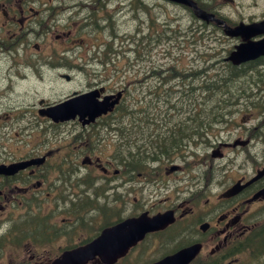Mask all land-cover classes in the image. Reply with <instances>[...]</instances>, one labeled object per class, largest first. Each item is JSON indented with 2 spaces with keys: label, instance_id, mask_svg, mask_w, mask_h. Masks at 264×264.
Returning a JSON list of instances; mask_svg holds the SVG:
<instances>
[{
  "label": "rangeland",
  "instance_id": "374dc122",
  "mask_svg": "<svg viewBox=\"0 0 264 264\" xmlns=\"http://www.w3.org/2000/svg\"><path fill=\"white\" fill-rule=\"evenodd\" d=\"M63 1L68 6L73 3L72 0ZM200 1L206 2V0ZM215 1L216 5L219 4L220 15L227 19L230 24L239 21H257L264 17V0ZM100 2L96 11L89 10L90 8L86 7L84 9L80 8L78 9L79 12L73 16L75 19H81L79 25L83 28V39L80 40V45L69 53L79 58L74 62L78 65H73L71 60V63L68 62L67 51L61 46V41L55 40L56 35L54 33L58 34L56 30L48 35L47 41L42 38L38 40V43H35L39 44L38 49L34 46L28 47L29 54L33 56L44 57L47 55V65L40 67L36 60L27 61L28 59L22 56L23 46L17 49L19 57L14 61H11L9 57L0 60V71H3L4 76H7L9 71L19 72L18 79L11 74L13 83H15L13 87L7 89L6 78L0 82V90L4 93L2 95L0 92V114L9 112L13 115L21 112L22 115L26 110H30L33 104H38L41 99L49 102L59 101L71 92L87 89L96 82L107 85L110 92L126 90L124 101L133 108L131 114L134 115L129 116L130 118L125 117L121 127L114 125L111 128L100 127L96 131L98 138L94 141V145H96L97 151L101 153L103 160L106 161L111 159V154L112 159L116 155L121 156L119 151L123 150L121 154H124L126 149L123 146L120 147V145L125 141L130 140L131 142L147 144L155 136L170 130L171 124L174 122L172 119L178 118L174 109L183 108L181 114L186 116V110L189 107L187 98L190 97L194 100L193 98H196L199 91L192 92L189 96L185 94V91L177 82V77L172 73L174 66L177 65L180 69L189 71V69L207 67L211 65V62H218L221 59L218 65L222 66L223 72L221 69H219V72L225 75L227 70L223 65L225 63L222 58L229 56L234 49V44L237 42L234 39L237 38L227 37L222 30L216 29L215 25L207 24L206 28H203V21L198 19L184 5L164 0H145L141 6H134L131 0H100ZM91 15L96 16V19L88 20V25H86L82 19L89 18ZM94 21L98 22L97 26L91 24ZM71 30L75 32L73 29ZM69 32H64V35L67 36L65 39H70V36H72L68 35ZM216 53L220 58H212L205 63L210 55ZM55 54L63 56L62 63H56L58 61L53 58ZM107 60L110 62L104 65V61ZM57 64H62V66L58 68ZM152 68L156 71L154 74H152ZM246 71L247 81L242 80V82H239L242 89L232 90L231 93H228L232 99H229V101L223 100L222 103L218 104L224 112L234 103H241L236 107L239 123L238 125L229 126L230 131L223 133L224 141L222 143L233 142L240 136L239 131L245 128L257 127L262 122L264 125V65L260 63ZM162 72V78L166 77L171 82L160 86L162 79H159V77ZM215 72L217 71L213 68L208 70V80L199 77L195 80L186 81V90L194 91L201 86H212L209 77ZM60 74H69L72 77L71 81L62 79ZM13 88L14 91L8 93ZM138 102L142 111L139 118L137 116L139 108L134 109L135 104ZM244 103L247 104L244 105ZM190 108H192L191 112L195 111L194 102L190 105ZM243 110L250 112L242 114ZM149 113L151 114L152 120L150 121L152 124L148 123V120H145L147 122L145 124L143 120L148 118ZM235 113V111H231L232 116ZM169 114L173 117L164 120V116ZM220 114L222 115V113ZM180 117L181 115H179ZM226 119H229V117L226 116ZM19 120L25 122L14 126H11L10 122L3 123L2 127L9 134L18 131L20 135L37 136L42 133L44 124L28 123L23 116ZM162 123L164 125H161ZM47 130V138L51 141L52 148L61 146V151H65L63 142L55 137L56 134H54L53 129L49 128V123H47ZM100 132L104 134V140H101ZM122 132H124L123 135ZM259 133V139L255 140L252 137V143L249 147H237L228 150V157L225 159L211 157V152L219 144L207 148H204L203 145L198 148L192 146L191 149L196 152V157L186 161L187 164L189 163L188 166L191 167V170L185 167V163L181 161L180 157L167 161L166 165H163L164 170L160 173L156 170L158 165L151 164L152 168L149 170L148 166L146 173L143 172L147 176L134 178V189L131 190L130 194L125 193L126 197L132 201V210H134L135 204H144L145 206L141 205L139 212L148 209L155 214L158 212L157 210L164 209L166 206L170 207L180 203H184V208L197 209L204 204L207 198L213 199L214 196L222 193L225 187L232 182V178L236 176L235 173L238 177L245 174L250 176L257 166H264V127L260 129ZM249 136V133H247L243 138ZM122 137L124 139H121ZM181 137L186 141L191 140V136L187 138V136L182 135ZM204 139L208 140L206 137ZM1 140L2 137L0 136ZM71 159L77 163V160ZM174 163L181 165L182 169L168 176L167 169ZM152 170L158 172L157 176ZM90 176L94 178V182L99 187L102 186L103 182H107L101 178L102 175L97 171H93ZM153 176L157 177L158 181L163 180L164 184L152 178ZM83 178L87 179L84 170L77 173H52L50 179L53 182L56 180L57 184L67 182L66 187L69 188L70 184L82 183ZM195 186L201 188L197 191L206 189L204 192L200 191L201 196L197 198V204L194 205L192 201L184 202L191 195H188L189 190L187 188H196ZM81 187L83 188V185ZM100 191V194H103L104 190L101 189ZM193 191L196 192V190ZM67 194V192L63 193L64 196ZM104 195L109 199L113 198L112 193L109 191L106 194L104 192ZM71 197L76 198V196L70 195L69 198ZM184 197L186 198L184 199ZM94 198L96 197L94 196ZM99 203L100 205L106 204L103 197ZM194 213H190L188 217ZM76 215L77 213L72 217ZM188 217L179 220V224L189 220ZM179 224L177 227H173L175 231L178 230L177 236L174 235L172 240L165 241L163 247L157 240H155V244L152 243V239L149 241L152 249L147 250L148 254L156 253L152 258L170 254L171 247L177 246L186 238L190 240L196 234L192 223H186L183 226ZM186 226L190 227V232L185 230L183 235L179 236V232ZM167 234L164 233L162 236L165 237ZM262 245H264V235L255 242V249L262 250L260 249ZM205 254L210 253L205 251L200 259H205ZM234 258L241 260L242 256L238 255ZM228 260H225L223 264H226ZM246 262L248 264H264V257L253 261L248 259ZM121 264H130V262L124 260Z\"/></svg>",
  "mask_w": 264,
  "mask_h": 264
},
{
  "label": "flooded vegetation",
  "instance_id": "af4514ba",
  "mask_svg": "<svg viewBox=\"0 0 264 264\" xmlns=\"http://www.w3.org/2000/svg\"><path fill=\"white\" fill-rule=\"evenodd\" d=\"M143 1L145 2V0H131V3L134 6H141ZM196 1L205 9L213 11L212 13L217 17L228 21L220 15L219 4L216 5L215 0ZM72 2L68 6L63 0H0V60L9 57L11 61H14L19 57L17 49L23 46L22 56L28 59L27 61L36 60L40 67L47 65V55L44 57L33 56L29 54L28 47L34 46L38 49L39 44L35 43H38V40L42 38L47 41L48 35L56 30L58 34L54 33L56 35L55 40L61 41V46L67 51L68 62L71 63L72 61L73 65H78L74 62L79 58L69 53L80 45V40L83 39V28L79 25L81 19H75L73 16L79 12L78 9H84V7L93 8L96 11L101 2L100 0H72ZM191 12L193 13V11ZM236 24L231 23L233 26ZM66 31H70L68 34L72 35L70 39H65L67 36L64 35V32ZM234 40L237 42L233 48L241 42V38ZM53 58L56 61H63L64 59L62 55L56 54L53 55ZM226 58L228 57H224L225 60ZM260 63L264 65V56L260 57L255 65ZM11 74L15 75L17 79L19 78L18 71H9L7 76H4L2 70L0 71V82L6 78L7 89L15 85ZM60 76L67 81L72 79L69 74H60ZM13 91L14 88L10 89L8 93ZM89 91H92V100L97 103L107 101L110 104L117 99L115 96L117 92H110L107 85L96 82L87 89L71 92L59 101L49 102L41 99L38 104H33L32 108L26 110L22 115L21 112L13 115L9 112L0 114V136L2 137L0 141V264H52L63 253L87 246L103 231L115 229L117 225L137 218L143 213L154 215L148 209L139 212L141 205L144 204H135L134 210H132V201L126 197L125 193L130 194L131 190L134 189V178L147 176L145 171L148 166L149 170L152 168L151 164L158 165L156 170L159 173L162 172L164 170L163 165H166L167 162V160H163L164 156L159 158V162L150 165L149 161H145L140 168L136 166L137 164L133 162L131 156H146V150L132 149L130 140L121 144L126 149L123 155L120 153L121 156L116 155L112 159L111 154V159L106 161L103 160L101 153L97 151V147L94 145V141L98 138L97 129L100 127L111 128L113 125L118 126V121L115 120V109L107 115L86 123L83 121L89 120L90 115L88 114L84 117L77 114L75 115L76 118L73 117L74 119L58 122L51 119L47 114L48 108L71 97L75 92L82 94ZM121 91L123 92H120V97H123L118 105L122 104L126 94V90ZM0 92L2 95L4 94L2 90ZM246 104L244 103V105ZM239 105L241 103H234L230 107V110L236 113L232 116L231 111L227 112L226 116L229 119L224 118L223 123L217 125L212 123V119L209 120L211 125L205 131V137L209 141H205L206 143L221 139H223L221 143L224 141L223 133L228 132L229 126L234 124L235 119L233 118L238 114L236 107ZM249 112L243 110L242 114ZM22 116L26 118L28 123L44 124L42 133L37 136L20 135L18 131L9 134L2 127L3 123L7 124L8 122L11 123V126L24 123L25 121L19 120ZM47 123L56 134L55 137L63 142L65 151H61V146L52 148V143L47 138ZM65 126L66 128H64ZM263 127L262 122L257 127L245 128L239 131L240 136L236 140L224 142L222 146L231 149L237 148L239 145H243L244 148L249 147L252 143V137L255 140L259 139V131ZM173 130L180 131V128H177L176 125ZM256 131L258 132L255 133ZM190 133L193 136V131ZM247 133L250 136L243 138ZM185 136L189 138V135ZM104 137V134L100 132L101 140H104ZM241 140L246 141L245 144H242ZM183 142L192 141L184 140ZM235 144L237 145L234 146ZM169 154H172L173 157L181 158L182 156L179 154L178 148L172 149ZM221 157V159L227 158L228 153H223ZM71 158L77 160L78 167ZM182 158L181 161L190 170L191 167L189 168L186 163V156ZM179 169L181 170L182 167L176 164L171 165L167 169L168 176L179 172ZM82 170L86 171L87 179L83 178V182L79 184H70L69 188L66 187L67 182L57 184L56 180L53 182L50 179L52 173H77ZM93 171L99 172L102 175L101 178L107 181L103 182L101 187L90 176ZM258 171L259 166L250 176L245 174L240 177H233L232 182L225 187L222 193L214 196L213 199L207 198L204 204L197 209L184 208V203H180L170 207L166 206L164 209L157 210V213L174 211L176 220L187 218L190 213L194 212L197 218L199 214H203L204 216L202 215L201 218L191 221L196 230L192 242L202 244L201 254L204 255L205 251H209L208 256L211 258L216 257L219 253L229 252L230 249L240 252L242 251L241 247H244L241 246L244 242H246L245 248L250 247L245 239L259 226L257 206L264 204V196L261 197L260 195L257 198L258 193L264 190V175L258 179L254 178ZM153 172L157 176L158 172ZM152 178L158 179L154 176ZM57 180L60 181L59 178ZM158 182L164 184L163 180ZM236 184H240L242 187L235 193H229L228 190ZM101 189L104 190L105 194L107 191L112 193L113 198L109 199L104 195V192L100 194ZM187 189L189 190L188 195H191L184 202L192 201L194 205L198 202L197 198L201 196L200 191L206 190L197 191L201 189L197 187ZM65 192L68 193L66 196L63 195ZM70 195L76 196V198H69ZM102 197L106 203L104 205L99 203ZM152 206L151 208H153ZM76 213L77 215L72 217ZM188 218L190 219V217ZM204 222L208 225L206 231L201 229ZM173 225L161 231L147 233L143 239L128 250L126 256L118 263L120 264L124 260H128L130 264H149L156 261L158 258H152L156 253L148 254L147 250L152 249L149 241L152 239V243L155 244L154 242L157 240L163 247L165 237L162 235L169 232H172V237L175 235ZM88 264L103 263L97 258Z\"/></svg>",
  "mask_w": 264,
  "mask_h": 264
},
{
  "label": "water",
  "instance_id": "95a60500",
  "mask_svg": "<svg viewBox=\"0 0 264 264\" xmlns=\"http://www.w3.org/2000/svg\"><path fill=\"white\" fill-rule=\"evenodd\" d=\"M171 1L185 2L194 6L198 17L207 21L214 20L218 24L223 25L228 35L241 36L246 40V43L238 46L237 50L232 53L230 59L234 64H240L249 59L264 55V39L258 42L250 40L253 36L264 33V20L252 24L240 23L236 27H231L227 25L224 20L216 18L214 14L207 13L198 8L193 1ZM117 101L118 100H115L110 104L108 102L95 103L89 95L86 97L82 96L51 108L47 114L55 121L67 120L75 117L77 114L81 117L88 114L93 118L101 113H106ZM173 221L174 218L171 211L158 213L154 216H148L147 213H144L138 218H133L117 225L115 229L103 231L99 237L87 246L64 253L63 256L54 261L53 264H86L96 256H98L102 262L112 264L118 258L124 256L129 248L143 239L147 233L164 229ZM199 250L200 246L198 244L192 245L153 264H189L199 253Z\"/></svg>",
  "mask_w": 264,
  "mask_h": 264
},
{
  "label": "trees",
  "instance_id": "16d2710c",
  "mask_svg": "<svg viewBox=\"0 0 264 264\" xmlns=\"http://www.w3.org/2000/svg\"><path fill=\"white\" fill-rule=\"evenodd\" d=\"M217 63V62H215ZM228 74L222 75V74H216L212 78H210V81L212 82V86H205L200 89V92L196 94V98L188 99V102L191 104L193 102L196 103L197 108H195V113L193 116L188 115L184 118L181 117L178 119V122L173 124L174 126L177 125V128H180V131L176 130H169V133L167 134H161L153 139L149 140V142L146 144L147 149H151V153L153 155L159 154V157L167 155V151H171L174 148L182 149L183 146L187 147L189 143L191 142H183L182 135H189L191 136V141H193V145L198 146L200 142H205L202 139L205 137V131L208 126L211 125L209 123V120L212 119V123L221 124L224 122V116L225 111L223 112L222 107H220L218 104H220L223 100L228 101L229 99H232L231 96H229L228 93H231L232 90H240L242 89L241 84L239 82H242V80L247 81L246 74L244 75L243 71L237 67L232 66L231 64L227 66ZM179 68H174L172 70L173 75L178 74ZM206 69H203L200 73H205ZM179 77L181 79L183 76L179 74ZM187 77V76H184ZM204 80L208 79V76L205 74ZM241 86V87H240ZM206 90V94L204 92ZM188 104V103H187ZM128 103H123L121 106L118 107V111L120 112L121 117L124 116L125 112L128 109ZM140 103L138 102L135 104V108H139L137 111L139 114H137L138 118L141 114L140 110ZM222 113V115L220 114ZM134 114H130L129 116H133ZM172 115H169L165 117V119H169ZM137 118V119H138ZM193 131V136L190 133ZM124 134V132H123ZM127 135V134H126ZM125 135V137H126ZM195 135V136H194ZM124 139V137H123ZM197 140V141H196ZM137 141V140H136ZM142 141V140H141ZM208 141V140H206ZM205 144H207L205 142ZM138 148V147H137ZM141 149V147H140ZM146 150L148 154L146 156L142 157H135L131 156L134 163H136L137 167H140L145 161H150V154L149 150ZM123 151V150H122ZM140 151V150H139ZM141 168V167H140ZM264 231V230H262ZM260 249H264V245L260 247ZM258 255H262L263 251L261 253H257ZM200 261H198L199 263ZM199 264H206V263H199Z\"/></svg>",
  "mask_w": 264,
  "mask_h": 264
},
{
  "label": "bare ground",
  "instance_id": "6f19581e",
  "mask_svg": "<svg viewBox=\"0 0 264 264\" xmlns=\"http://www.w3.org/2000/svg\"><path fill=\"white\" fill-rule=\"evenodd\" d=\"M193 15V14H192ZM90 19H96V16H94V15H91L89 18H86V19H82L83 20V22L86 24V25H88V20H90ZM98 22L97 21H94V22H92L91 24H94V26H97L96 24H97ZM109 26V25H108ZM108 60L107 61H104V65H106V64H108ZM56 63H62V61H58V62H56ZM62 66V64H57V67L58 68H60ZM56 67V66H55ZM229 101V100H228ZM222 103V102H221ZM225 103V102H224ZM228 103V102H227ZM226 104V103H225ZM227 105V104H226Z\"/></svg>",
  "mask_w": 264,
  "mask_h": 264
}]
</instances>
